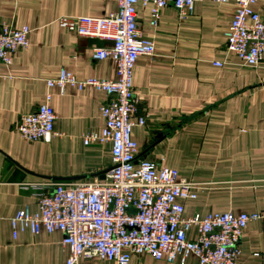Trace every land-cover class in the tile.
Wrapping results in <instances>:
<instances>
[{
  "label": "crops",
  "instance_id": "obj_1",
  "mask_svg": "<svg viewBox=\"0 0 264 264\" xmlns=\"http://www.w3.org/2000/svg\"><path fill=\"white\" fill-rule=\"evenodd\" d=\"M116 8L115 0H0V24L29 29V47L16 51L10 65L0 63V264H65L68 257L59 232L13 239L9 219L24 206L36 209V199L20 184L101 180L110 169L109 143L83 144L84 135L102 129L100 109L110 98L90 87L61 91L46 82L61 69L77 79L117 77L111 59H92L93 48L109 42L77 37L56 23L59 17H104ZM235 8L201 0L180 19L168 6L153 28L150 5L135 6L154 54L140 56L133 67V120L145 115L146 123L135 125L131 137L140 147L138 158L175 169L194 184L195 198L183 202L186 217L264 210V56L251 68L226 51ZM254 10L264 19V0ZM46 94L55 134L49 142H28L18 134L19 118L46 103ZM240 251L237 264H264L262 222L247 225ZM128 264L176 263L134 255ZM184 264L199 263L190 256Z\"/></svg>",
  "mask_w": 264,
  "mask_h": 264
},
{
  "label": "built area",
  "instance_id": "obj_2",
  "mask_svg": "<svg viewBox=\"0 0 264 264\" xmlns=\"http://www.w3.org/2000/svg\"><path fill=\"white\" fill-rule=\"evenodd\" d=\"M201 0H115L117 8L104 17H59L57 25L77 37L109 42L94 47L93 60L111 59L117 77L77 79L64 69L48 88L63 91L66 86L81 91L90 87L110 98L100 109L103 127L84 135L83 144L109 143L111 166L103 180L40 181L22 183L30 191L36 209H19L9 219L11 234H62L68 249L65 264L79 259L107 260L128 264L134 255L184 264L193 256L199 264H237L240 240L247 225L264 224V210L234 215L209 213L186 217L183 202L194 199V184L180 179L175 169L138 158L140 147L131 129L144 126L146 116H137V100L132 87L133 67L140 56L154 54V42L145 38L137 22L135 6L150 5L149 24L156 28L161 11L172 6L180 19L193 12ZM233 3L236 8L225 34L226 51L246 67L256 68L264 56V19L254 10L259 0H210ZM27 26L0 24V63L10 65L13 54L29 47ZM220 66V63H214ZM46 103L22 115L17 124L21 138L28 142H49L56 116Z\"/></svg>",
  "mask_w": 264,
  "mask_h": 264
},
{
  "label": "water",
  "instance_id": "obj_3",
  "mask_svg": "<svg viewBox=\"0 0 264 264\" xmlns=\"http://www.w3.org/2000/svg\"><path fill=\"white\" fill-rule=\"evenodd\" d=\"M104 178H105V176H102V177H101V180H103Z\"/></svg>",
  "mask_w": 264,
  "mask_h": 264
}]
</instances>
